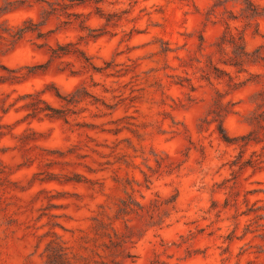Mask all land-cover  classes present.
<instances>
[{"label": "rangeland", "instance_id": "1", "mask_svg": "<svg viewBox=\"0 0 264 264\" xmlns=\"http://www.w3.org/2000/svg\"><path fill=\"white\" fill-rule=\"evenodd\" d=\"M0 264H264V0H0Z\"/></svg>", "mask_w": 264, "mask_h": 264}, {"label": "trees", "instance_id": "2", "mask_svg": "<svg viewBox=\"0 0 264 264\" xmlns=\"http://www.w3.org/2000/svg\"><path fill=\"white\" fill-rule=\"evenodd\" d=\"M63 46L64 45H62V44H59L56 48H53L52 50H53V53L55 54V55H59L60 53H66V52H68L66 49H63ZM61 49V50H63V51H58V49ZM239 52H241V53H246L245 52V49H244V39L241 37V42H240V44H239ZM221 129H222V125H221V127H220Z\"/></svg>", "mask_w": 264, "mask_h": 264}]
</instances>
